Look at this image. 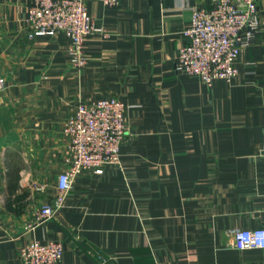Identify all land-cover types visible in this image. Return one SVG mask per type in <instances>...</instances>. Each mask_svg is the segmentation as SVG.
<instances>
[{"label":"crops","instance_id":"1","mask_svg":"<svg viewBox=\"0 0 264 264\" xmlns=\"http://www.w3.org/2000/svg\"><path fill=\"white\" fill-rule=\"evenodd\" d=\"M32 0H0V264H22L31 239H61L60 264H264L234 247L264 227L262 28L233 82L175 69L192 10L214 0H88L87 63L68 38L29 37ZM127 104L120 162L85 172L55 216L31 228L66 170L63 127L80 101Z\"/></svg>","mask_w":264,"mask_h":264},{"label":"built area","instance_id":"2","mask_svg":"<svg viewBox=\"0 0 264 264\" xmlns=\"http://www.w3.org/2000/svg\"><path fill=\"white\" fill-rule=\"evenodd\" d=\"M96 1L113 7L121 0ZM261 28L259 0H214L209 6L194 7L189 23L182 28L188 41L180 47L175 69L197 75L208 84L216 79L233 82L239 74L236 61ZM27 29L31 38L62 32L69 40V60L78 68L86 65V40L97 30L88 0H32ZM4 86L0 77V90ZM126 109L127 104L114 96L77 103L63 127L68 139L67 168L58 176L56 196L37 210L31 228L52 219L66 205L69 191L81 174H102L107 165L120 162ZM233 245L240 250L264 249V227L235 230ZM63 256L61 239L34 238L20 248L22 264H60Z\"/></svg>","mask_w":264,"mask_h":264},{"label":"water","instance_id":"3","mask_svg":"<svg viewBox=\"0 0 264 264\" xmlns=\"http://www.w3.org/2000/svg\"><path fill=\"white\" fill-rule=\"evenodd\" d=\"M111 264H114V263H111Z\"/></svg>","mask_w":264,"mask_h":264}]
</instances>
